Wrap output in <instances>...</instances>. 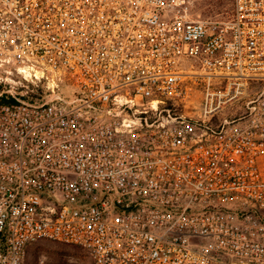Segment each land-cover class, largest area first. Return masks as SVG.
I'll use <instances>...</instances> for the list:
<instances>
[{"label":"built area","instance_id":"2783aa9c","mask_svg":"<svg viewBox=\"0 0 264 264\" xmlns=\"http://www.w3.org/2000/svg\"><path fill=\"white\" fill-rule=\"evenodd\" d=\"M186 2L0 0V264H264V0Z\"/></svg>","mask_w":264,"mask_h":264},{"label":"rangeland","instance_id":"374dc122","mask_svg":"<svg viewBox=\"0 0 264 264\" xmlns=\"http://www.w3.org/2000/svg\"><path fill=\"white\" fill-rule=\"evenodd\" d=\"M232 1L187 0L186 13L191 19L224 20L232 11ZM24 264H90V257L78 245L39 239L27 247Z\"/></svg>","mask_w":264,"mask_h":264},{"label":"crops","instance_id":"0c3cea01","mask_svg":"<svg viewBox=\"0 0 264 264\" xmlns=\"http://www.w3.org/2000/svg\"><path fill=\"white\" fill-rule=\"evenodd\" d=\"M264 89V83L261 82H252L250 87L247 89V97L243 99H237L233 101L231 104L227 105L226 107H222L218 113H216L215 120L222 121L226 118H234L237 115H243L245 112V102L249 99V96H255L256 94L260 93ZM202 102V92L198 91L192 100L191 106H195L197 108L200 107ZM262 167H264V159L262 160Z\"/></svg>","mask_w":264,"mask_h":264},{"label":"trees","instance_id":"16d2710c","mask_svg":"<svg viewBox=\"0 0 264 264\" xmlns=\"http://www.w3.org/2000/svg\"><path fill=\"white\" fill-rule=\"evenodd\" d=\"M232 3H233V1H232ZM0 102L3 103V102H6V100L4 98H1Z\"/></svg>","mask_w":264,"mask_h":264}]
</instances>
